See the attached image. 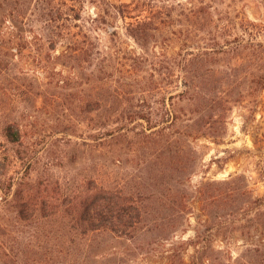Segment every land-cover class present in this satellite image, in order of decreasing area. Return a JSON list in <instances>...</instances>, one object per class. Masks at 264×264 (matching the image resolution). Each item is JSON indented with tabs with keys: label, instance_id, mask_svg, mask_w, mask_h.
<instances>
[{
	"label": "rangeland",
	"instance_id": "rangeland-1",
	"mask_svg": "<svg viewBox=\"0 0 264 264\" xmlns=\"http://www.w3.org/2000/svg\"><path fill=\"white\" fill-rule=\"evenodd\" d=\"M263 77L264 0H0V264H264ZM90 179L140 223L78 251Z\"/></svg>",
	"mask_w": 264,
	"mask_h": 264
},
{
	"label": "trees",
	"instance_id": "trees-1",
	"mask_svg": "<svg viewBox=\"0 0 264 264\" xmlns=\"http://www.w3.org/2000/svg\"><path fill=\"white\" fill-rule=\"evenodd\" d=\"M79 50L83 51V48L81 47ZM86 53H89V51H86ZM261 80L259 81L262 82L261 88H264V77ZM197 125L202 126L201 122H197ZM98 127L96 136L105 139V147L109 146V139L128 138V131H130L127 130L126 132L125 129H111L109 131L102 125ZM130 132H133V137L142 138L149 142L163 136L168 137L165 134L160 135L157 131L150 134L134 133L132 130ZM5 137L11 143L19 145L22 143L19 131L11 125L5 128ZM87 184L91 189V193L79 203L76 209L77 216L75 221L62 223L65 230L68 229L69 232H73V236L69 240L71 247L78 251L93 250L103 245V241L95 238L105 239L104 236L108 234L117 235L124 232V230L125 232H127L126 230H131L134 233L136 225L140 223V218L138 208L128 202V200L132 199L124 200L120 190H110L95 179H90ZM133 195L139 197V193L136 191H133ZM49 208L54 212L53 215L60 213L59 209L53 205H50ZM124 215L127 217L125 221L123 220ZM8 252H13V250L9 248Z\"/></svg>",
	"mask_w": 264,
	"mask_h": 264
}]
</instances>
